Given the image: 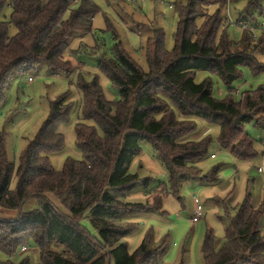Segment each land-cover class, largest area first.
Here are the masks:
<instances>
[{
	"label": "trees",
	"instance_id": "trees-1",
	"mask_svg": "<svg viewBox=\"0 0 264 264\" xmlns=\"http://www.w3.org/2000/svg\"><path fill=\"white\" fill-rule=\"evenodd\" d=\"M7 1L12 8L9 20L1 18L0 3V101L16 73L26 74L47 63L55 74H70L64 51L74 34L92 32L99 11L93 0H81L78 8L72 7L75 0ZM211 4L220 5V10L208 13ZM225 4L226 0L179 2L174 49H166L165 31L156 29L146 47L148 72L116 41L113 56L102 58L99 67L119 89V99L106 100L97 78L80 79L84 119L95 122L76 125L82 159L69 157L59 170L50 157L65 147L58 127L70 117V92L51 102L50 114L26 145L18 165L9 159L7 133L0 132L2 251L12 256L27 242L39 248L40 264H167L166 242L156 243L153 231L133 252L123 238L139 226L131 215L161 211L164 196H178L184 179L200 178L203 185L218 183L219 167L202 175L197 164L210 143L195 136L197 120L218 123L220 145L242 161L258 154L255 139L244 125L254 122L264 128V111L258 117L264 106V86L242 91L239 100L234 97L238 89L232 87L242 78V67H249L253 75L264 73V34L254 39L252 31L242 29L237 21L234 26L242 29V35L231 38L228 30L233 25L221 13ZM246 10V19L257 24L255 13ZM13 27L15 33H11ZM200 71L218 76L228 86V96L215 97L210 76L197 80ZM145 139L164 163L169 180L147 193L145 203L126 202L109 190L124 195L139 181L130 166ZM3 210L18 212L8 219L2 216ZM84 217L96 236L81 224ZM263 219L264 203L257 207L248 196L234 216L228 213L222 240L213 231L207 233L202 247L205 264H264ZM0 264H29V260L8 259Z\"/></svg>",
	"mask_w": 264,
	"mask_h": 264
},
{
	"label": "rangeland",
	"instance_id": "rangeland-1",
	"mask_svg": "<svg viewBox=\"0 0 264 264\" xmlns=\"http://www.w3.org/2000/svg\"><path fill=\"white\" fill-rule=\"evenodd\" d=\"M99 11L93 20V30L85 35L74 34L64 51L65 58L70 62V74L53 73L47 63H42L26 74L16 73L8 80L5 96L0 101V132L7 133L6 148L9 159L16 165L28 142L35 137L39 128L50 114L51 102L66 92H70L69 100L73 104L68 121L59 125V131L64 135L65 147L62 151L51 154L54 168L62 169L67 158L82 159L83 153L77 147L75 128L79 122L95 125L94 120H85L83 114V94L79 81L84 78L92 81L97 78L108 101L119 99V89L112 84L108 75L99 67L102 58L113 56V46L116 41L121 42L126 53L135 60L144 71H149L146 57V47L153 40L155 30L165 31V47L172 51L175 46V32L178 28L179 13L177 4L188 0H93ZM3 3L2 19L9 20L12 8L7 0ZM81 0L72 3L78 8ZM255 13L261 18L264 0H236L230 5L229 13L234 21H247L245 10ZM220 5L211 4L208 13H216ZM246 10V11H247ZM245 12L242 16L241 13ZM264 12V10H263ZM223 15H228L226 6L221 8ZM203 17L197 18L201 25ZM16 29L11 28V33ZM256 29V34H261ZM228 34L233 39H239L242 29L231 26ZM115 35V36H114ZM242 78L232 87L238 89L234 93L236 100L240 99L242 91L256 90L264 86V73L253 75L247 66L241 68ZM210 76L213 81L212 92L217 98L228 96V86L215 74L200 71L197 80ZM32 80H29V78ZM264 111L261 108L258 117ZM246 133L255 139L257 155L250 160L242 161L232 154L230 149L219 143L220 126L218 123L197 120L194 131L196 137L208 138V153L198 160L202 175L212 172L219 167L218 183L213 187L202 186L200 178L184 179L179 187L178 196L167 193L163 198L162 210L158 212L146 211L131 215L139 226L126 234L129 250L133 252L143 241L149 231H153L156 243L166 242L164 261L167 264H205L202 247L209 231H213L218 240L226 235V219L228 213L234 216L236 211L250 196L253 205L259 207L264 203V128L254 122L244 125ZM214 154L215 158H211ZM132 173L138 174L139 181L126 194L118 193L111 188L109 193L116 195L126 202L145 203L147 193L157 189L161 184H167L169 176L164 163L157 157L153 145L148 139L141 142V152L133 159L130 166ZM149 178L147 184L144 179ZM16 185V179L13 185ZM196 196L203 205L201 218L194 222L196 214ZM2 216L8 219L15 217L17 210H3ZM67 214L66 210L63 211ZM81 224L93 235L96 232L89 220L84 217ZM264 231V219H263ZM27 249L23 250L22 247ZM12 256H8L0 249V261L10 260L19 263L24 259L29 264H40V250L35 245L24 243Z\"/></svg>",
	"mask_w": 264,
	"mask_h": 264
},
{
	"label": "built area",
	"instance_id": "built-area-1",
	"mask_svg": "<svg viewBox=\"0 0 264 264\" xmlns=\"http://www.w3.org/2000/svg\"><path fill=\"white\" fill-rule=\"evenodd\" d=\"M235 1L236 0H226V4H225L227 12H228V15H226V16H227L229 22L232 25H236V21H234L231 18L230 13H229V8H230V5L232 3H234ZM241 28L242 29L251 30L252 33H253L254 39H257L260 34L259 35L256 34V29H260L262 31L261 33L264 34V15L261 16L260 21L257 24H253V23L249 24L248 22H245L244 24L241 25ZM29 80H32V78L30 77ZM211 157L215 158V155L212 154ZM258 170H259V172H263L264 171V167H259ZM194 199L196 201V214H195V216H193L192 219H193L194 222H196V221H198L200 219V217L202 215L201 212L203 210V205L199 202V200H198V198L196 196H194ZM22 249L26 250L27 247L24 246V247H22Z\"/></svg>",
	"mask_w": 264,
	"mask_h": 264
},
{
	"label": "crops",
	"instance_id": "crops-1",
	"mask_svg": "<svg viewBox=\"0 0 264 264\" xmlns=\"http://www.w3.org/2000/svg\"><path fill=\"white\" fill-rule=\"evenodd\" d=\"M212 158V157H211ZM236 158V157H235ZM217 184H211V185H203L202 186H205V187H213V186H216ZM201 218V217H200Z\"/></svg>",
	"mask_w": 264,
	"mask_h": 264
}]
</instances>
